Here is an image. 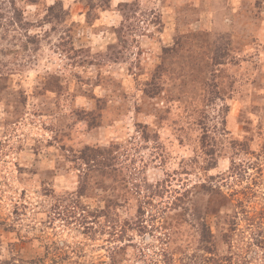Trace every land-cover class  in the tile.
Listing matches in <instances>:
<instances>
[{"label": "clouds", "instance_id": "obj_1", "mask_svg": "<svg viewBox=\"0 0 264 264\" xmlns=\"http://www.w3.org/2000/svg\"><path fill=\"white\" fill-rule=\"evenodd\" d=\"M101 260L264 264V0H0V264Z\"/></svg>", "mask_w": 264, "mask_h": 264}, {"label": "rangeland", "instance_id": "obj_2", "mask_svg": "<svg viewBox=\"0 0 264 264\" xmlns=\"http://www.w3.org/2000/svg\"><path fill=\"white\" fill-rule=\"evenodd\" d=\"M99 255L102 257L103 256V253L101 252V253H99ZM93 264H96V262L94 261ZM100 264H103V261L102 260L100 261Z\"/></svg>", "mask_w": 264, "mask_h": 264}]
</instances>
